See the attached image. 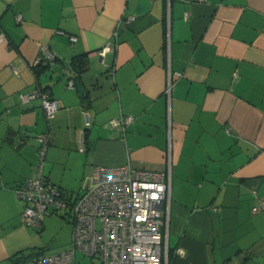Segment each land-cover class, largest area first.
<instances>
[{
	"label": "crops",
	"instance_id": "obj_1",
	"mask_svg": "<svg viewBox=\"0 0 264 264\" xmlns=\"http://www.w3.org/2000/svg\"><path fill=\"white\" fill-rule=\"evenodd\" d=\"M1 35L0 264L42 247L44 221L22 222L15 188L36 174L44 130L43 175L64 190H82L95 165L170 160L169 264H264V212H252L264 199V0H0ZM43 45L55 59L37 73ZM81 54L79 94L67 79ZM168 70L181 73L169 100ZM42 89L50 119L39 97H19ZM120 114L134 121L107 125Z\"/></svg>",
	"mask_w": 264,
	"mask_h": 264
},
{
	"label": "built area",
	"instance_id": "obj_2",
	"mask_svg": "<svg viewBox=\"0 0 264 264\" xmlns=\"http://www.w3.org/2000/svg\"><path fill=\"white\" fill-rule=\"evenodd\" d=\"M133 16H123L118 24L126 26ZM117 31L114 32V37ZM3 36H0L2 40ZM70 42L76 40L69 37ZM114 42H107L96 52L104 55L113 51ZM55 59L46 45L41 46L38 62ZM68 69H64L66 74ZM180 72L168 70L165 94L169 100L173 79ZM67 86L75 87L73 77ZM22 101L39 97L47 119L53 117L58 106L47 91L34 90L19 93ZM134 121L132 115L120 114L108 120L107 125L125 128ZM85 124H89L88 114ZM36 138L38 163L36 174L15 188L22 202V222L34 229L42 226L46 215L59 209L72 214L70 244L58 253H38L22 264H76V252L98 259L97 264H169L168 248L163 239L162 226L167 224L170 200V160L163 170L137 168L131 164L92 168L88 184L76 195L68 192L43 175V165L50 141L49 130L40 131ZM82 148V147H81ZM253 213L264 212V199L252 207ZM176 252L183 254L181 247Z\"/></svg>",
	"mask_w": 264,
	"mask_h": 264
},
{
	"label": "rangeland",
	"instance_id": "obj_3",
	"mask_svg": "<svg viewBox=\"0 0 264 264\" xmlns=\"http://www.w3.org/2000/svg\"><path fill=\"white\" fill-rule=\"evenodd\" d=\"M76 195L81 191L78 186L66 190ZM71 220L72 214L65 209L53 211L51 214L45 216L44 227L39 228L37 231L42 241L40 247L44 253H58L66 249L70 244L71 238ZM98 259L92 258L83 254L81 251L76 252V264H97Z\"/></svg>",
	"mask_w": 264,
	"mask_h": 264
},
{
	"label": "trees",
	"instance_id": "obj_4",
	"mask_svg": "<svg viewBox=\"0 0 264 264\" xmlns=\"http://www.w3.org/2000/svg\"><path fill=\"white\" fill-rule=\"evenodd\" d=\"M49 66V63H42L38 62L36 72L43 71V69L47 68ZM86 61L84 55H75L70 64V70L73 72V78L74 80L80 79V73L85 69ZM45 91L44 89H42ZM52 213V212H51ZM43 225V224H42ZM43 250L41 248H32L31 250H28L27 252H17L12 259L15 261L16 264H22L24 263L29 257L42 253ZM170 254V251L168 252ZM168 263H169V257H168Z\"/></svg>",
	"mask_w": 264,
	"mask_h": 264
},
{
	"label": "water",
	"instance_id": "obj_5",
	"mask_svg": "<svg viewBox=\"0 0 264 264\" xmlns=\"http://www.w3.org/2000/svg\"><path fill=\"white\" fill-rule=\"evenodd\" d=\"M75 87H76L77 92H78L79 94H82V93L85 92V88H84V86H83V84L81 83V80H80L79 78L75 80Z\"/></svg>",
	"mask_w": 264,
	"mask_h": 264
}]
</instances>
